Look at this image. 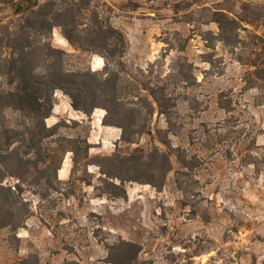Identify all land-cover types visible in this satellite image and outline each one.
<instances>
[{"label": "rangeland", "instance_id": "rangeland-1", "mask_svg": "<svg viewBox=\"0 0 264 264\" xmlns=\"http://www.w3.org/2000/svg\"><path fill=\"white\" fill-rule=\"evenodd\" d=\"M82 1L56 0L63 6ZM12 2L0 0V24L19 18ZM93 4L105 25L124 35L118 67L123 83L164 87L168 114L154 104L152 134L125 144L120 128L106 126L117 137L94 132L104 109L88 117L58 91L47 124L66 121L69 128L60 131L88 139L90 157L157 145L171 153L173 170L161 189L127 181L126 197H116L107 191L98 166L79 165L72 175L73 153H67L71 175L58 173V191L41 198L25 185L32 215L16 232L0 229V264H117L110 246L119 240L138 247L140 264H264V116L254 104L256 91L244 89L249 67L238 58H245L246 50L233 51L218 41V24L212 21L222 8L257 22L264 18V0ZM242 26L250 29L241 31L247 44L254 42L252 33H264L262 27ZM50 43L69 54L68 68L104 72V57L76 51L61 27L53 28ZM222 97L232 102L230 113L218 103ZM158 129L168 136L169 147L159 141ZM178 171L185 172L179 181Z\"/></svg>", "mask_w": 264, "mask_h": 264}, {"label": "trees", "instance_id": "trees-1", "mask_svg": "<svg viewBox=\"0 0 264 264\" xmlns=\"http://www.w3.org/2000/svg\"><path fill=\"white\" fill-rule=\"evenodd\" d=\"M12 1L19 18L0 24V229L16 232L32 215L24 198L25 185L41 198L58 191V173L61 178L66 175L68 162L64 159L69 152L73 153L72 175L79 165L85 169L96 165L105 176L107 191L116 197H126L127 181L161 189L173 170L171 153L163 148L154 145L151 149L90 157L88 139L62 134L61 129L69 128L66 121L47 124L55 94L61 91L70 98L74 110L88 117L95 109H104L102 124L120 128V141L125 144L136 143L138 137L152 134L154 104L160 113L168 114L165 89L149 83L139 86L123 83L118 67L123 64L124 35L105 25L94 0L67 6L59 5L56 0ZM80 17L88 22L82 23ZM212 21L218 24V41L233 51L246 50L245 58H238L249 67L244 89L256 91L254 104L262 109L264 116V33H252V44L241 37L242 30L250 32L242 26L243 22L264 29V18L248 22L221 8L214 11ZM57 26L76 51L104 57V72L68 68L69 54L50 43L53 28ZM218 103L226 112L232 111V102L222 97ZM156 134L169 147L164 130L158 129ZM255 139L252 138L251 144L256 143ZM180 161L187 163L181 155ZM184 173H176L178 181ZM11 178L16 183L6 184ZM113 253L117 264H140L139 250L133 243L119 240L110 246L112 256Z\"/></svg>", "mask_w": 264, "mask_h": 264}, {"label": "crops", "instance_id": "crops-1", "mask_svg": "<svg viewBox=\"0 0 264 264\" xmlns=\"http://www.w3.org/2000/svg\"><path fill=\"white\" fill-rule=\"evenodd\" d=\"M103 116H104V113L101 115V118H103ZM92 127L94 129V132L99 133L100 135H102V134H111L114 137L118 136V132H115V130L104 126L102 124V120L101 119L98 121V123L94 121ZM69 174L71 175V171H70V168L68 167L67 170H66V175H69Z\"/></svg>", "mask_w": 264, "mask_h": 264}]
</instances>
